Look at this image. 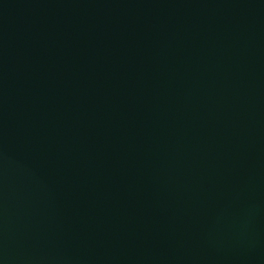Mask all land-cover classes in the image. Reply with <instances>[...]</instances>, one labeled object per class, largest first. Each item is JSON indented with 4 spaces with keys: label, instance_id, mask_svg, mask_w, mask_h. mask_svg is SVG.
Wrapping results in <instances>:
<instances>
[{
    "label": "water",
    "instance_id": "water-1",
    "mask_svg": "<svg viewBox=\"0 0 264 264\" xmlns=\"http://www.w3.org/2000/svg\"><path fill=\"white\" fill-rule=\"evenodd\" d=\"M0 264H264V0H0Z\"/></svg>",
    "mask_w": 264,
    "mask_h": 264
}]
</instances>
